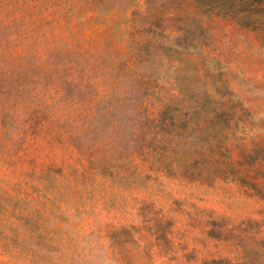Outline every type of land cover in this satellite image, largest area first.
Listing matches in <instances>:
<instances>
[{"label": "rangeland", "instance_id": "rangeland-1", "mask_svg": "<svg viewBox=\"0 0 264 264\" xmlns=\"http://www.w3.org/2000/svg\"><path fill=\"white\" fill-rule=\"evenodd\" d=\"M0 264H264V0H0Z\"/></svg>", "mask_w": 264, "mask_h": 264}]
</instances>
